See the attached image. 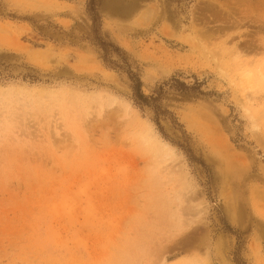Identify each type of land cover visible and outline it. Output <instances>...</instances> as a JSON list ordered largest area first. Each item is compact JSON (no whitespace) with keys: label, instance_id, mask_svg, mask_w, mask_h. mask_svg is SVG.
Segmentation results:
<instances>
[{"label":"rangeland","instance_id":"374dc122","mask_svg":"<svg viewBox=\"0 0 264 264\" xmlns=\"http://www.w3.org/2000/svg\"><path fill=\"white\" fill-rule=\"evenodd\" d=\"M0 264H264V0H0Z\"/></svg>","mask_w":264,"mask_h":264},{"label":"trees","instance_id":"16d2710c","mask_svg":"<svg viewBox=\"0 0 264 264\" xmlns=\"http://www.w3.org/2000/svg\"><path fill=\"white\" fill-rule=\"evenodd\" d=\"M135 97L141 103H147L148 99L141 93V83L138 80L134 81ZM187 88V87H184Z\"/></svg>","mask_w":264,"mask_h":264},{"label":"bare ground","instance_id":"6f19581e","mask_svg":"<svg viewBox=\"0 0 264 264\" xmlns=\"http://www.w3.org/2000/svg\"><path fill=\"white\" fill-rule=\"evenodd\" d=\"M62 97H60V100H61ZM63 99V98H62ZM57 101V100H56ZM61 103V102H60ZM152 139V138H151ZM152 142V141H151Z\"/></svg>","mask_w":264,"mask_h":264}]
</instances>
